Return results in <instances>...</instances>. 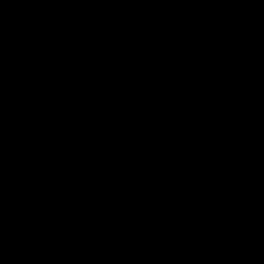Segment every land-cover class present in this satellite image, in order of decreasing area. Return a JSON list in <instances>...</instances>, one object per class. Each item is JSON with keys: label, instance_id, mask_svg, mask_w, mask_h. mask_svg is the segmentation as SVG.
I'll list each match as a JSON object with an SVG mask.
<instances>
[{"label": "water", "instance_id": "obj_1", "mask_svg": "<svg viewBox=\"0 0 264 264\" xmlns=\"http://www.w3.org/2000/svg\"><path fill=\"white\" fill-rule=\"evenodd\" d=\"M0 264H264V0H0Z\"/></svg>", "mask_w": 264, "mask_h": 264}]
</instances>
